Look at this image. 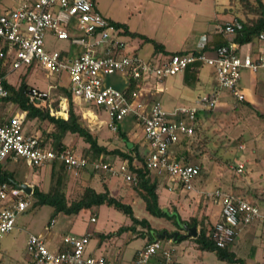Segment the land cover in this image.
I'll return each mask as SVG.
<instances>
[{"label":"built area","instance_id":"1","mask_svg":"<svg viewBox=\"0 0 264 264\" xmlns=\"http://www.w3.org/2000/svg\"><path fill=\"white\" fill-rule=\"evenodd\" d=\"M242 28L243 21L235 18L217 25L215 31L232 34ZM122 34L123 29L103 15L91 0H21L13 7L1 9L0 98L9 94L4 80L19 68L36 63L48 75L66 73L68 89L83 118L96 121L98 117L93 108L97 107V111L107 115L108 126L117 132L119 125L132 116L141 126L147 144L143 161L145 169L156 177L167 176L186 192L193 191L200 166L173 160L169 148L182 136L192 135L199 110L215 109L226 95L237 101L244 99L239 86L241 71L249 69L254 72L264 67V48L254 50V40L264 42V32L253 40L230 41L218 46L213 54L191 50L170 55L154 54L148 58L129 49L130 42L122 39ZM47 35L56 41H66L68 46L47 48ZM74 48L78 51L75 52ZM197 63L214 68L216 86L197 96L193 105L167 112L158 100H154L149 109L139 100L143 81L161 82ZM100 73L123 74L128 81L137 82L138 88L127 92L111 85L104 87ZM55 87L49 84L43 90L32 86L28 91L29 100L46 106L51 116L67 118L69 101L66 97L59 99L58 108L52 104L51 90ZM25 116V110L17 109L0 119V165L20 161L35 168L61 162L68 173L77 174L90 167L101 172L104 178L121 177L137 185L138 176L131 167L135 165L134 161L132 165L128 159L114 164L101 156L89 161L68 148L60 150L45 146L37 135L25 132ZM231 168L242 174L245 162L240 161ZM203 195L220 206V217L211 230L217 246L233 243L242 225L256 223L264 226V212L245 198L218 187L204 190ZM29 196L17 183H0V239L14 228L17 215L28 209ZM90 221L94 222L95 217L91 216ZM54 222L51 219L49 225ZM89 237L87 233H68L63 237L64 248L50 250L41 236L28 233L26 254L32 264H116L103 254L86 252ZM171 250L163 246L162 240L149 242L138 251L134 264H149L159 251L165 261H169Z\"/></svg>","mask_w":264,"mask_h":264},{"label":"rangeland","instance_id":"2","mask_svg":"<svg viewBox=\"0 0 264 264\" xmlns=\"http://www.w3.org/2000/svg\"><path fill=\"white\" fill-rule=\"evenodd\" d=\"M14 1L15 0H0V3L5 6H10ZM199 1L203 0H186L185 5H180L176 0H96V5L97 9L102 14L114 20L130 21V24H134L137 27L140 26L139 31L145 33L146 36L152 37L159 43L161 41H166V48L169 51H174L178 49L176 47L182 45L186 40H192L196 31L202 30L205 27L202 15H206L212 20L216 13L219 17V15L222 14L223 7L228 6V0H207L205 4L196 6ZM232 1L234 2V6H236V8L233 6L234 13L237 11L238 7L240 18L243 20L245 16L237 0ZM262 1L264 3V0ZM147 24L151 25L149 29L146 27ZM122 39L126 40L129 38L124 35ZM64 45L65 41L54 40V42H52L51 37L46 38L47 48L59 49ZM151 48H153L152 44L145 43L140 50L141 55H146V52L150 51ZM35 66L36 69L26 76L24 75L25 68L15 70L7 76L8 82L13 86H18L21 79H25L28 84H36L42 89H46L48 84L56 82V75H48L46 70L42 67L38 65ZM256 74H258L257 80L260 81L261 75H259V72ZM245 76L243 72L242 80ZM100 77L103 79L104 87L111 85L121 91L126 90L129 83L128 78L119 73H100ZM66 82L67 76L63 74L60 78V83L65 84ZM54 96L52 95V98H55ZM253 107L255 108L254 105ZM16 108L17 107L12 102L2 101L0 99V116L2 114L7 116L9 112ZM164 108L167 109L165 106ZM77 109L80 113L81 109L79 107ZM255 109H257V107ZM93 110L98 117L96 121H88L82 118L91 132L97 135L99 144L106 146L108 150L115 148L122 151L127 150L126 148H128V146L120 135H118V131H113L108 126L109 120L107 115L104 112L97 111L96 108H93ZM233 110L234 111L231 113L226 112V116L223 117L214 116L196 129V135L194 134V137H188L187 145H189V140L191 138H194V140L197 139V135L203 138L202 142H200L201 145L196 147L195 150L189 147L191 156L187 157L191 163L201 166L203 172L205 170L210 174L209 188H213V184L216 185L215 175L219 167L227 166L226 173L220 174L222 175V179L226 177L228 179V174L230 175V171H233L231 166L236 163L237 156L234 154L241 150L240 145H243L244 150L248 152L264 147V120L259 119L256 114L258 111L253 112L250 108L246 112L241 110L238 111V109ZM258 110L261 111L260 114L264 113V107H259ZM135 124V120L132 116H129L119 125V129L128 139L131 138L133 140L135 146H137L136 151L139 155H143L144 158L147 153V144L143 138L141 126L138 125L136 127ZM134 127H136L135 130ZM24 129L27 134L37 135L41 141L44 142L45 146L53 148L51 144L53 138L48 135V133L53 130V126L50 123L34 120L28 121L25 123ZM126 132L130 133L127 134ZM65 137H67L65 139L66 143H64L66 148L72 150L75 154L85 156L89 161L95 159L92 152L87 149L88 144L77 134L69 133ZM99 156H101L103 160L113 162L114 164L125 160L122 156L115 154H100ZM136 157L137 156H135V158ZM6 165H8L6 169L12 173L17 182L22 181L29 185H37L43 191L50 190L55 182V177H52L51 174L50 164L29 168L20 161H11ZM134 167H142V164L138 162L137 158ZM90 169L91 168L88 167L79 171L77 174L68 173L66 171L65 191L69 200L81 194L88 184L86 180L80 179V174L82 175L84 173L82 171H89ZM94 172L95 176H92V184L95 183L96 180L101 181V172ZM93 177L95 179H93ZM149 178L151 180L160 178L159 181H157V185H160L161 204L168 208L169 211H173V209L177 210L184 220L191 219V215L198 212V209L195 208L192 210L191 208L193 207L187 204L192 200L189 192L179 193L173 198H170V195L164 193V183L169 180L167 176L156 177L153 173H150ZM113 181L115 182L111 183V188L117 196L122 195V191L124 190L128 191L121 199L123 202L132 206L136 217L139 219L146 218L150 226L159 232H169L173 231L175 228L179 229L177 225H175L177 223L176 218L170 220L165 217L153 216L146 210L143 198L141 196H136L137 185H133L121 177L114 178ZM204 199L205 198H201V204ZM199 201L200 200L196 201V203ZM180 202L181 205L178 204ZM30 203L31 200L29 197V204ZM97 208L96 213L93 209L80 211L78 214L72 215L58 213L55 219L53 218L55 222L52 226L49 225L52 207L48 205H43L34 210L29 209L18 214L15 219L14 228L0 239L1 264H32L26 254V237L28 233L41 236L50 250H57L59 242L63 241V233L70 232V234L82 235L88 230L108 232L113 229H118L122 225L132 224L131 218L120 210L106 204L100 205ZM92 215H95L97 219L94 223L90 221ZM183 224H181L182 229H179L181 231L183 230ZM142 231L145 232L146 229L141 225H135V230L131 233L132 240L126 242V234H123L117 240V245H120L123 251L120 261L121 264L130 261L134 250L141 243L142 247L146 245L147 238L142 241L139 235ZM182 232H184V230ZM52 239L55 240L56 244L53 243L54 241ZM194 244L195 241H190V243H188V241L183 240L181 245L184 246L185 253L183 257H175L177 261L175 264H179L180 262L185 264H221L213 252H202L198 250ZM94 246L95 239L91 237L86 246V252L91 251ZM96 252L99 253V251ZM199 257H202V261Z\"/></svg>","mask_w":264,"mask_h":264},{"label":"crops","instance_id":"3","mask_svg":"<svg viewBox=\"0 0 264 264\" xmlns=\"http://www.w3.org/2000/svg\"><path fill=\"white\" fill-rule=\"evenodd\" d=\"M19 1L21 0H15L14 3L11 4L10 6H5L0 3V10L3 8L13 7L16 4H18ZM176 1H178L180 5H185L186 0H176ZM206 2L207 0L199 1L196 4V6H201L202 4H205ZM233 6H234V2L232 0H228V6L223 7L222 14H220L218 17V14L216 13L215 17L212 20H210V17L206 15L205 16L202 15V19H203L205 27L202 30L196 31V33L194 32L195 35L192 40H189V41L186 40L182 45H179V47H176L178 49L174 51H169L166 48V41H161L160 43L163 45V48L167 53H164V52H160V53L169 55L168 52H185V51H191V50L193 51V50L201 49L204 46L206 40L212 39V35L216 33L215 28L217 25L224 24L225 22L231 21L235 18L241 19L240 14H239V8L237 7V11H235L234 13ZM234 7L236 8V6ZM108 18L114 22H120V23L126 24L128 30L130 31L138 32L140 34L145 35V33H142L141 31H139L140 26L137 27L134 24H130V21L114 20L111 17H108ZM146 27L149 29L151 25L147 24ZM124 35L125 34H122V36ZM126 36H128L129 38L126 40L130 42L129 49H135V51L141 55L140 50L145 45V43H142V40L139 39L138 37L132 38L129 35H126ZM47 37H51L52 42H54V38L51 35H47ZM147 37L152 38L150 36H147ZM67 46L68 44L65 41V45L60 48H66ZM260 48H264V42L260 40H254L255 52H257ZM75 49L76 48H74V50ZM76 51L78 50L76 49L75 52ZM213 51L214 49L206 50V53L213 54ZM160 53H154V48H151L150 51L146 52V55L144 56L141 55V56L148 58L154 54H160ZM35 65H38V64L34 63L30 66L24 67L26 69L24 75L26 76L28 73H31L34 69H36ZM243 72L245 73L246 76L245 78L243 77V80H242ZM257 72H259V75H261L260 81L257 80L258 79V74H256ZM63 74L67 76V82L65 84L60 83V78ZM214 74H215V71L212 66L201 65L197 63L194 66H190L186 68L183 72H180L174 76L165 78L161 82H155L152 79H147L143 81L141 83V89L139 90L138 98L140 101H142L146 105L145 108L147 109H149L150 104L154 100H158L162 104L163 108L164 106L167 108V109L164 108L167 112H172L174 109L178 107H187V106L193 105L197 96L209 92L214 86H216V80H215ZM56 77H57L56 82L50 83V84H53L54 86H56L55 88L63 87V88L68 89V85H69L68 75L66 73H61L60 75H56ZM33 85L39 89H42L36 84H33ZM239 86H240V90L242 94L244 95V99L242 101H237L233 97L226 95L225 98L222 100V102L215 108V111L218 112L219 117L226 116V112L231 113L234 111L233 109H236V110L238 109V111L241 110V111L246 112L250 108L253 110V112H256V111H258L259 113L261 112L258 110V108L264 107V67H261L257 71H254V72L249 69H243L241 71ZM53 89L51 90V92L53 91ZM58 98L59 99L64 98V96L59 95ZM252 104L255 106V108L257 107V109H255ZM17 109H20V108H16L12 110L11 112H9V114ZM2 115L4 117V114ZM262 115H264V113H262ZM1 116H0V119H2ZM135 125L136 127L138 126L137 124ZM136 127H134V130L136 129ZM126 133L128 134L130 132H126ZM66 138L67 137L64 138V143H66L65 141ZM188 139H189L188 137L182 136L179 141H177L176 143L170 146L169 151H170L171 158L173 160L179 161V162H190L189 158L187 157V156L189 157L191 156V154L189 153V145H187ZM128 140L131 144H133V146L135 145L131 138H129ZM234 155L237 156L235 164H237L240 161L245 162V170L242 174H235L231 177L228 176V179L226 176H224L226 178L223 179L224 182H221L220 185H222L223 188L234 186V187H240V188H244L245 190H248L250 194L248 196L252 197L254 204H256L264 212V147L261 149L248 152L244 150V146H243V148H241V150L236 152ZM82 172L84 173L82 175L80 174L81 176L80 179L86 180L88 182L86 186H91L96 191L108 190V192L113 197L120 199L121 201H122L121 197L125 193L127 194L128 192L124 190L125 192L122 191V195L117 196L114 193L113 189L111 188V183L115 182L113 181L114 178H110V177L104 178L102 174H100L101 181L96 180L95 183L92 184L91 182L92 176H95L94 170L90 169L89 171L84 170ZM93 179L95 178L93 177ZM159 179L160 178H157L155 180L159 181ZM31 186H33V184ZM159 186L160 185H157L156 187V192L158 193V196H159L158 202H159L160 207L166 208L165 206H162L161 204ZM216 187L217 186L213 184V188H209V182L206 183L205 180L198 178L194 182V190L189 192L192 200L187 204L193 207L191 208L192 210L195 208L198 209L197 213L195 214L193 213L191 215V218H195L197 221V226H196L197 232H199V229L203 225L210 228L211 226L214 225V223L220 217V206L218 207V204L212 203V201H210L209 198L203 195L204 190H212ZM163 189H164L165 194L170 195V198L175 197L179 193L182 194L186 192L182 190L181 187L178 186L171 179H169L166 183H164ZM136 196L142 197V191L138 187H137ZM201 198H205L202 204H201ZM198 200L200 201L196 203V201ZM178 204L181 205V202ZM97 207L98 206H94L92 208L95 213L98 209ZM92 216L95 217L94 222H96L97 220L96 216L95 215H92ZM116 230L117 229H113L108 232H101L98 230L86 231V233L90 235L89 240L91 239V237L95 239V246L89 252L92 254H103L111 262H114L116 264H121L120 261H121L123 251L121 249V246L117 245V240L123 234H126L125 235L126 242L132 240L131 233L134 230H126V231L121 232L120 234L112 235L110 237H103L102 235H99V233L107 234V233L114 232ZM183 230L184 232H182ZM183 230L181 231L175 228L173 231H169V232L166 231L165 233L172 234L174 232H177L178 235H184L186 233V230L184 228ZM68 233L70 232L63 233V236ZM160 233L162 232H159L157 235L160 236ZM140 237L142 241L147 238L146 235H140ZM193 238L194 237H189L187 239H184V241L186 240L188 241V243H190V241H194ZM53 241H54L53 243L56 244L55 240ZM162 242L165 248L172 249L170 260L165 261V258L162 256L161 251H159L157 252L155 256H153L149 260V264H160L162 262L165 264H175L177 262L175 257L184 256L185 248L184 246L181 245L183 240L182 241H178V239L173 240L172 237L165 236L164 239H162ZM141 244L134 250L130 261L123 263V264H134L136 255L138 251L142 248ZM194 245L198 249L197 244L195 243ZM58 246H59L58 249L64 248L63 241L62 242L60 241ZM229 250L234 252L236 256L243 258L247 264H264V226H262L261 224H256V223L251 224V225L240 226L238 235L235 238L234 242L230 244ZM96 251H99V253H97ZM199 258H201V261H202V257H199ZM179 264H185V263L180 262ZM221 264H223V262H221Z\"/></svg>","mask_w":264,"mask_h":264},{"label":"trees","instance_id":"4","mask_svg":"<svg viewBox=\"0 0 264 264\" xmlns=\"http://www.w3.org/2000/svg\"><path fill=\"white\" fill-rule=\"evenodd\" d=\"M92 3L96 6V0H91ZM240 8L242 9L244 13V19L243 21V28L237 32H234L232 34H225V33H219L216 32L212 35V39L206 40L204 46L199 50H193L194 52H206V50H211L217 48L218 46L226 45L230 41H237L239 43H243L249 40H253L256 36H258L261 32H264V3L262 0H237ZM116 26L121 27L123 29V34L129 35L132 38L138 37L142 40V43H151L154 48V53H160L164 52L167 53L163 45L157 41H155L153 38H149L144 34H140L138 32L130 31L127 28V25L120 22H114ZM186 52V51H185ZM174 53H183V52H168V54H174ZM1 63V61H0ZM2 72V71H1ZM4 86L8 89L9 94L6 97L0 98L2 101H10L12 102L17 108H20L22 110L26 111V116L24 119V123L28 121H39V122H48L53 126V130L48 133L49 136L53 138L52 140V146L54 149H67L64 144V138L67 134H77L79 137H81L87 144H88V150L92 152V155L96 158L100 154H115L122 156L123 159H128V161L131 163L136 162V158L138 162L142 164V167L135 168L134 165L131 166L133 171L136 172L138 176V183L137 187L141 189L142 191V198L145 202V207L148 212H150L153 216L157 217H165L170 220H173L176 218L177 227L179 229H182L181 224L186 223L189 226H197V221L195 218H191L189 220H184L181 218L179 213L176 210L169 211L167 208H162L159 205L158 199V193L156 192L157 187V181L155 179L151 180L149 178L150 172L145 169L143 165V155H139L137 150V146H133L128 140V138L118 129V135L125 141L128 148L127 150L122 151L120 149H110L108 150L106 146L99 144L97 135H95L89 127L85 124L84 119L82 118L81 111L78 112V104L76 100L73 98L72 93L69 89L59 87L53 89L51 92V96H54L53 98V106L55 108L58 107V101L59 95H63L66 97L69 101L68 104V110H67V118L63 117H55L51 116L48 112V108L43 105H39L37 102H31L28 97V91L32 87V85L28 84L25 79H21V82L18 86L11 85L7 79L4 80ZM138 88L137 82L134 80H130L128 83V86L126 90L124 91H131ZM96 110L99 109L95 107ZM259 119L264 120V115L260 114L259 112H256ZM219 117V114L215 109H202L199 110L196 114L194 123H193V133L190 137H194V134L196 135V129H198L200 126H202L206 121L212 119L213 117ZM3 118V115L1 116ZM198 138L194 140V138H191L189 140V147L193 148L195 150L196 147L200 146V142H202L203 138H201L200 135H197ZM196 136V137H197ZM196 141V142H195ZM44 144V142H42ZM136 151V153H135ZM135 156H137L135 158ZM9 161L8 163H10ZM51 165V174L52 177H55V182L50 190L43 191L39 186L33 185L32 186V193L30 194V206L29 209H37L42 207L43 205H48L52 207V212L50 215V218L53 219L58 213H63L66 215H72V214H78L80 211H87L92 209L94 206H100L103 204H106L108 206H111L117 210H120L127 214L132 221V224L129 226L122 225L119 227L116 231L103 234L99 233V235H102L103 237H110L112 235L120 234L123 231L126 230H135V225H141L146 229L145 232H140V235H146L147 237V243L155 241V240H162L165 236H159L157 235L159 231L156 229H153L150 226V223L145 219H138L134 216V212L132 207L122 202L120 199H117L115 197H111L109 195L108 190L104 191H96L91 186H86L81 194H79L74 199H68L66 191H65V179H66V169L61 162H51L49 163ZM8 165L2 164L0 165V183L3 181L13 182V183H22L17 182L12 173H10L6 167ZM36 168V167H35ZM226 167H219L215 175L216 179V186L218 188H221L223 190L229 191L235 195H239L249 202L253 203V198L248 196L250 195L248 190H245L244 188L240 187H226L223 188L222 185H220L221 182H224L222 179V175L220 173H226L227 170ZM203 168L200 166V172L196 179L201 178L207 182L210 180V174L207 173V171L202 170ZM233 170V169H232ZM230 171V170H228ZM231 174L228 176L231 177L235 174H237L234 170L230 171ZM226 175V174H224ZM28 197V198H29ZM50 219V220H51ZM176 222V221H174ZM211 226L210 228L207 226H202L199 229V232L196 237H194V241L197 244V247L200 251H211L214 252L217 259L223 264H247L246 261L236 256L234 252L229 250L230 244L219 247L215 244L211 237ZM189 237L184 236L178 241H182L184 239H187ZM146 243V244H147ZM0 264H1V258H0Z\"/></svg>","mask_w":264,"mask_h":264},{"label":"water","instance_id":"5","mask_svg":"<svg viewBox=\"0 0 264 264\" xmlns=\"http://www.w3.org/2000/svg\"><path fill=\"white\" fill-rule=\"evenodd\" d=\"M17 186L19 188L23 189L27 194H31V192H32V187L25 182L17 183ZM183 228L186 230V233L184 235H178L177 232H174L172 234H166L165 232H162V233H160V236L172 237L173 240H177V239L182 238L184 236L196 237L198 234L195 226H189L188 224L184 223Z\"/></svg>","mask_w":264,"mask_h":264},{"label":"bare ground","instance_id":"6","mask_svg":"<svg viewBox=\"0 0 264 264\" xmlns=\"http://www.w3.org/2000/svg\"><path fill=\"white\" fill-rule=\"evenodd\" d=\"M89 114H91L93 116V114L91 113V111L89 112Z\"/></svg>","mask_w":264,"mask_h":264}]
</instances>
